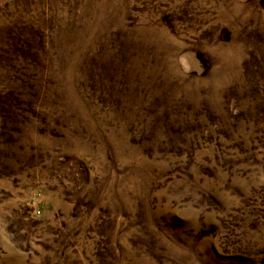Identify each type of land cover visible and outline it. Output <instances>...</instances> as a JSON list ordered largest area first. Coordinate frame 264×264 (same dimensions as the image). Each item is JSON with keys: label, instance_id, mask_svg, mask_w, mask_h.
<instances>
[{"label": "rangeland", "instance_id": "obj_1", "mask_svg": "<svg viewBox=\"0 0 264 264\" xmlns=\"http://www.w3.org/2000/svg\"><path fill=\"white\" fill-rule=\"evenodd\" d=\"M0 264H264V0H0Z\"/></svg>", "mask_w": 264, "mask_h": 264}]
</instances>
